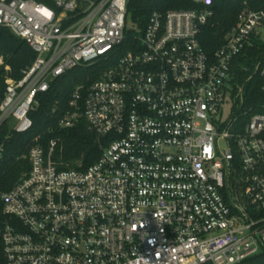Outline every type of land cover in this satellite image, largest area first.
Segmentation results:
<instances>
[{
    "label": "built area",
    "instance_id": "1",
    "mask_svg": "<svg viewBox=\"0 0 264 264\" xmlns=\"http://www.w3.org/2000/svg\"><path fill=\"white\" fill-rule=\"evenodd\" d=\"M50 1L0 0V29L36 54L20 80H6L0 128L29 132L53 82L108 62L58 123L85 121L107 145L84 170L54 163L56 140L48 153L29 149L30 172L0 193V264H241L264 254V115L244 111L232 75L245 49L264 43L262 2H244L211 56L201 33L214 0L155 12L145 29L128 27L130 0ZM253 71L264 78V61Z\"/></svg>",
    "mask_w": 264,
    "mask_h": 264
},
{
    "label": "trees",
    "instance_id": "2",
    "mask_svg": "<svg viewBox=\"0 0 264 264\" xmlns=\"http://www.w3.org/2000/svg\"><path fill=\"white\" fill-rule=\"evenodd\" d=\"M33 1L51 5L50 0ZM245 1L214 0L211 7L214 16L201 33V44L209 55L212 56L221 47L225 35L235 25ZM248 1L252 3L257 0ZM258 1L264 5V0ZM195 8L197 5L191 0H130L128 19L145 29L155 12ZM125 48L127 44L124 50ZM0 58L4 61L0 66L1 104L5 97L6 80H20L22 70L33 64L36 54L10 30L0 29ZM261 61H264V43H257L254 47L245 49L232 70L233 81L244 87L243 109L251 115H264V78L253 71L254 65ZM110 64L107 62L90 68H77L53 82L50 90L38 97L39 106L30 113L33 127L29 132H12L7 124L0 128V150H3L0 152V193L12 190L30 172L31 162L24 156L28 155L29 149L34 145L42 146L48 153L50 142L58 141L52 159L60 169L84 170L100 159L101 143L104 146L107 141L100 143L97 134L85 121L70 130H60L58 123L68 110L69 100L75 89L88 81L98 80ZM6 66L10 67V71L5 69ZM244 67H250V71H243ZM241 264H264V254L248 258Z\"/></svg>",
    "mask_w": 264,
    "mask_h": 264
},
{
    "label": "rangeland",
    "instance_id": "3",
    "mask_svg": "<svg viewBox=\"0 0 264 264\" xmlns=\"http://www.w3.org/2000/svg\"><path fill=\"white\" fill-rule=\"evenodd\" d=\"M128 27L129 28H133V27H135V25L133 24V22H128ZM227 100L229 101V103L227 104V111L230 113V111H231V109H232V99H231V95H229L228 97H227Z\"/></svg>",
    "mask_w": 264,
    "mask_h": 264
},
{
    "label": "water",
    "instance_id": "4",
    "mask_svg": "<svg viewBox=\"0 0 264 264\" xmlns=\"http://www.w3.org/2000/svg\"><path fill=\"white\" fill-rule=\"evenodd\" d=\"M139 1H149V0H139Z\"/></svg>",
    "mask_w": 264,
    "mask_h": 264
}]
</instances>
